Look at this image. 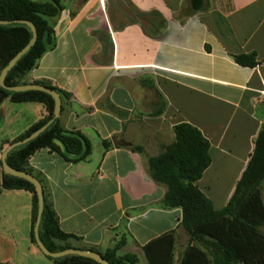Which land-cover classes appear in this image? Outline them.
Returning <instances> with one entry per match:
<instances>
[{"label": "crops", "instance_id": "1", "mask_svg": "<svg viewBox=\"0 0 264 264\" xmlns=\"http://www.w3.org/2000/svg\"><path fill=\"white\" fill-rule=\"evenodd\" d=\"M62 5L56 47L26 82L68 95L61 97L60 124L81 132L92 154L72 164L43 149L29 166L43 181L62 231L76 237L66 243L70 249L105 253L123 241L121 254L144 264L145 247L173 233L180 264L194 243L182 209L163 208L167 187L151 178L149 160L176 142V126L198 128L210 142L212 165L197 185L216 209L228 204L264 127V0H204L200 11L192 0ZM253 53L256 68L234 59ZM47 115L41 103L5 100L0 162ZM3 174L0 167V252L6 256L0 263L48 264L44 259L53 260L32 242L33 195L2 190Z\"/></svg>", "mask_w": 264, "mask_h": 264}, {"label": "trees", "instance_id": "2", "mask_svg": "<svg viewBox=\"0 0 264 264\" xmlns=\"http://www.w3.org/2000/svg\"><path fill=\"white\" fill-rule=\"evenodd\" d=\"M192 6L195 11H200L204 8V0H192ZM63 11L62 0H0V20L11 22L9 26L0 25V75L33 37L28 26L14 22L29 21L34 24L38 33L36 44L8 73L5 81L7 86L27 85L28 74L37 67L47 52L56 47L55 25ZM234 59L238 65L245 68H256L260 65L254 53L236 56ZM49 88L55 90L60 97H68L57 88ZM7 99L13 103H41L45 105L48 113L43 121L14 143L26 139L54 119L55 101L46 93H15L0 87V107ZM174 131L176 142L161 156L149 160V173L156 183L167 187L163 208L182 209V225L194 243L187 248L180 264H213L210 255L195 244L205 238L213 240L225 254L242 264H264V236L260 232L264 225V199L261 189L264 182V127L256 141L249 165L223 209H216L197 185L212 165L210 142L198 128L190 124L178 125ZM104 146L108 149L111 144L105 142ZM43 149L59 154L66 162L72 164L85 162L92 154V145L81 132L66 131L61 126L60 119H55L35 140L14 149L8 155L7 163L16 170L35 176L43 185V181L29 166L30 158ZM0 167L3 168L2 162ZM43 188L45 206L39 230L40 240L51 252L68 250L70 247L66 243L76 237L62 231L44 185ZM2 190H24L33 195L32 242L37 245L34 229L38 217V196L35 186L24 179L4 173ZM124 244L120 241L112 249L100 254L110 264H138L136 255L121 254ZM174 246L175 236L170 233L152 241L144 250L150 264H176ZM87 251L98 253L92 249ZM49 259L56 264H99L92 259L76 255Z\"/></svg>", "mask_w": 264, "mask_h": 264}, {"label": "water", "instance_id": "3", "mask_svg": "<svg viewBox=\"0 0 264 264\" xmlns=\"http://www.w3.org/2000/svg\"><path fill=\"white\" fill-rule=\"evenodd\" d=\"M14 23L23 24V25L28 26L31 29L33 37H32V40L30 41V43L22 51H20L13 58V60H11L9 62L8 66L1 72L0 87L6 91L15 92V93L31 92V91H38V92L46 93V94L52 96V98L55 101V112H54V119L52 121H50L49 123L44 125L42 128L38 129L36 132H34L32 135H30L26 139L10 145L5 150V152L3 153V156H2V160H1L2 166H3V171L5 174H7L9 176L24 179V180L32 183L35 186L36 193L38 196V217H37V221L35 224L34 232H35V239L37 242V246L45 256L52 258V259H59V258H63L66 256L76 255V256H81L84 258L92 259V260L98 262L99 264H110L108 261L104 260V258L102 257V255L100 253H97V252L75 250V249H68V250H65L62 252H51L45 246V244L40 240V236H39V230H40L42 215H43L44 206H45V196H44L43 185L35 176H32V175H30L26 172L20 171V170H16V169L12 168L7 163L8 155L14 149L19 148V147L24 146V145H27L28 143L32 142L37 137H39L42 133H44L47 130V128L54 122L55 119L60 118L61 112H62V99H61L60 95L55 90H53L52 88H49L48 86H42V85H36V84H27L24 86L10 87V86L6 85L5 81H6V78L8 76V73L19 62V60L30 51V49L36 44L37 39H38L37 29L34 26V24H32L29 21H15ZM0 25L1 26H9V25H11V22L0 20Z\"/></svg>", "mask_w": 264, "mask_h": 264}, {"label": "rangeland", "instance_id": "4", "mask_svg": "<svg viewBox=\"0 0 264 264\" xmlns=\"http://www.w3.org/2000/svg\"><path fill=\"white\" fill-rule=\"evenodd\" d=\"M212 178H213V175H210L208 177V181L212 180ZM261 189H262V195L264 199V182L261 185ZM260 232L264 236V225L260 228ZM195 244L198 245L203 250H205L210 255L211 259L213 260V264H242L239 261H237L235 258L225 254L224 251L221 250L219 246L213 240L205 238V239L196 241ZM41 257L44 258L43 255H41ZM0 259L1 260L6 259V256L2 252H0ZM44 260H46L45 262H48V264H52L49 262H54V261H48V259H44ZM148 263L149 262L146 261L144 264H148Z\"/></svg>", "mask_w": 264, "mask_h": 264}, {"label": "built area", "instance_id": "5", "mask_svg": "<svg viewBox=\"0 0 264 264\" xmlns=\"http://www.w3.org/2000/svg\"><path fill=\"white\" fill-rule=\"evenodd\" d=\"M262 95H264V91L262 92Z\"/></svg>", "mask_w": 264, "mask_h": 264}]
</instances>
